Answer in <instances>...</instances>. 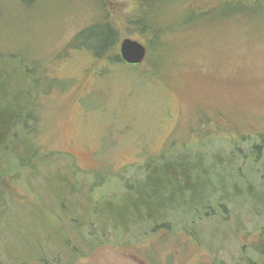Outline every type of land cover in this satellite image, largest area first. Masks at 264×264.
<instances>
[{
	"label": "rangeland",
	"instance_id": "rangeland-1",
	"mask_svg": "<svg viewBox=\"0 0 264 264\" xmlns=\"http://www.w3.org/2000/svg\"><path fill=\"white\" fill-rule=\"evenodd\" d=\"M234 1L186 0L181 10ZM131 4L0 0L2 63L27 60L42 78L66 87L39 99L32 116L37 117L29 120L42 151L52 156L39 164L36 177L23 178V170V179L12 183L6 210L0 212V264H40L32 260L36 256L47 264H245L248 257L260 259L253 251L264 246V162L251 173L250 159L242 162L238 153H247L243 141L248 136L264 133V13L233 15L228 8L223 16L215 6L205 20L186 24L160 68L173 76L165 86L160 80L147 84L140 76L160 58L150 51L130 69L98 63L84 48L69 46L98 19L123 21ZM120 29L121 39L142 42L135 30ZM10 65L7 70L15 64ZM170 149L173 154L199 151L205 166L215 165V174L222 168L229 173L219 185L227 190L225 200L218 188L210 198L209 204L219 207L205 213L201 206L192 219L190 197L152 191L143 182L120 197L112 174L123 169L120 174L134 176L131 168ZM101 179H106L102 187L90 189ZM139 216V224H121Z\"/></svg>",
	"mask_w": 264,
	"mask_h": 264
},
{
	"label": "trees",
	"instance_id": "trees-1",
	"mask_svg": "<svg viewBox=\"0 0 264 264\" xmlns=\"http://www.w3.org/2000/svg\"><path fill=\"white\" fill-rule=\"evenodd\" d=\"M131 2V10L124 15L123 21L111 20L108 17L98 19L79 31L69 46L76 49L84 48L98 63L124 65L126 68L134 69L140 64L131 66L122 63L118 57L117 48L121 40L120 28L135 30L147 53L150 51V53L160 57L158 61H154L151 72L141 70L140 76L147 84L153 83V80H160L165 86L167 84L164 81L173 78V76L169 73H163L160 68L164 67V60L170 58L171 53L168 49L173 45L174 37L182 33L181 29L186 24L205 20L217 9H219L220 15L229 10H233V15L247 12H254L255 15L264 13V7L260 4L264 3V0L221 2L219 5H215L218 7L216 10H214L215 6L209 5L200 8L188 6L184 11L181 9L186 0H131ZM249 3L253 5L247 6ZM99 5L101 7L100 2ZM228 8L230 9L228 10ZM27 63L29 61L18 58L7 59L3 63L0 60V212L6 210L7 201L10 198L9 194L13 189L12 183L18 178L36 177V169L39 164L52 156L42 151V147L34 137L35 133L29 124V120H34L37 117L32 116L33 112L36 111L39 99L53 90L66 89V87H58L62 81H48L42 78L43 76H40L39 71L36 73L35 65L29 63L31 65L29 66ZM10 64L15 65L12 66L11 70H7L11 66ZM31 140L32 142H29ZM243 142H246L249 148L247 153L242 155L238 153V158H241L242 162L246 158L250 159L251 164L247 169L251 170V173H257L256 168L253 167L259 166L258 168H260L264 162V133L250 135ZM234 156L236 157L237 154L235 153ZM235 157H232V160ZM203 159V154L193 149L190 151L187 149L180 150L176 154H173L170 149V153L166 156L160 153L156 158L148 157L142 166L131 168L135 177L129 176L128 172H125V176L120 174L123 169L112 174L115 177L114 187L120 197L128 195L130 191L134 190L136 184L142 182L156 192L160 188L170 194L174 191L183 192L185 196L192 199L191 206L194 207L196 214L192 217L194 219L198 217V210L201 206L205 213L207 210L212 212L213 207L220 206L218 203L216 206L209 204L214 190L220 189L223 200L228 195L225 193L227 190L220 188L219 185L222 184L226 176H229V173L222 168L219 171L216 170L215 174V165L212 168L207 167ZM232 160L229 162L231 168L233 164H236ZM234 169L237 174L240 167L235 166ZM23 170L26 172L22 178L20 174ZM140 174L143 178H136ZM210 174H213L216 183L214 180L209 181ZM104 181L106 179H101L98 183H91L90 189L100 188L101 185H104ZM232 185L233 192H237V182H232ZM121 189L123 190L122 194L119 193ZM254 189L255 187L249 188L248 192L251 193L252 190L251 195H253ZM199 203L201 204L199 205ZM194 213L192 214L194 215ZM149 217V215L145 217L146 221H151ZM142 220L143 217L139 216L137 220H127L121 224H139ZM117 224L120 223L117 222L111 227H115ZM155 227L156 225H154ZM253 253L258 255L260 259L257 261L255 258L248 257L245 264H264V246L256 247ZM73 255L76 256V254ZM38 257L31 259L39 261L40 264H47L46 260Z\"/></svg>",
	"mask_w": 264,
	"mask_h": 264
},
{
	"label": "water",
	"instance_id": "water-1",
	"mask_svg": "<svg viewBox=\"0 0 264 264\" xmlns=\"http://www.w3.org/2000/svg\"><path fill=\"white\" fill-rule=\"evenodd\" d=\"M117 53L122 63L134 66L145 60L147 50L141 42L131 38H123L118 44Z\"/></svg>",
	"mask_w": 264,
	"mask_h": 264
}]
</instances>
